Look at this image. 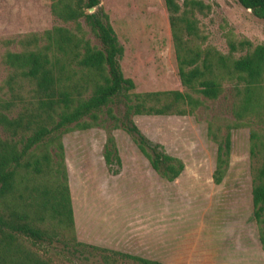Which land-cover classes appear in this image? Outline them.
<instances>
[{
  "label": "trees",
  "instance_id": "16d2710c",
  "mask_svg": "<svg viewBox=\"0 0 264 264\" xmlns=\"http://www.w3.org/2000/svg\"><path fill=\"white\" fill-rule=\"evenodd\" d=\"M244 10L264 20V0H235ZM176 61L179 84L185 91L132 92L134 85L119 67L122 47L101 10L99 0H52L51 14L75 30L54 26L40 35L29 34L18 52H6L3 64L11 71L6 78L9 98L0 97V264H54L57 260L99 264H162L155 260L101 248L76 240L71 199L64 164L61 135L71 126L91 124L105 131L102 160L117 174L120 159L111 132L122 130L149 167L165 182L183 171L182 161L148 140L133 122L134 116H185L202 105L198 97L215 101L224 84L233 92L231 111L235 119L257 120L264 127V46L228 44L221 54L201 47L192 10L193 0H163ZM93 11L88 13V9ZM182 8V9H181ZM98 45L84 39L78 20ZM30 86L21 96L13 87ZM17 107V109H15ZM84 119H88L86 122ZM207 123L206 134L215 145L211 179L219 184L230 152V127ZM249 154L260 163L251 179V217L257 226L258 242L264 251V142L255 131L249 134ZM61 262V261H59ZM65 264V263H59Z\"/></svg>",
  "mask_w": 264,
  "mask_h": 264
},
{
  "label": "rangeland",
  "instance_id": "374dc122",
  "mask_svg": "<svg viewBox=\"0 0 264 264\" xmlns=\"http://www.w3.org/2000/svg\"><path fill=\"white\" fill-rule=\"evenodd\" d=\"M193 1L199 3L192 10L196 45L226 54L228 44H233L235 56L245 52L244 45L239 51V42L251 48L264 46V20L253 17L235 0ZM51 2L0 0L1 98H9L4 84L11 73L3 64L6 52L20 51L22 38L54 26L75 30L74 23H63L51 14ZM99 6L122 47L119 67L122 76L132 81V92L185 91L177 77L163 0H99ZM78 24L84 39L97 46L82 19ZM18 83L13 87L26 97L30 86L23 82V88L17 89ZM198 98L202 105L191 115L132 119L148 140L182 161L183 171L172 182L152 171L120 129L111 132L120 159L117 174L109 173L103 163L106 134L100 126H71L61 135L76 240L162 264H264L251 217V179L260 158L249 154L250 131L264 142V127L261 130L253 117L235 119L233 92L226 83L215 101ZM215 119L221 127L218 139L224 134V122L219 119L230 126L239 123L229 129L230 152L219 184L211 179L216 145L206 134L208 121ZM47 255L54 264H67L51 250ZM72 261L99 264L97 258Z\"/></svg>",
  "mask_w": 264,
  "mask_h": 264
},
{
  "label": "water",
  "instance_id": "95a60500",
  "mask_svg": "<svg viewBox=\"0 0 264 264\" xmlns=\"http://www.w3.org/2000/svg\"><path fill=\"white\" fill-rule=\"evenodd\" d=\"M91 11H92V8L88 9V12H91ZM248 11H249V9H248Z\"/></svg>",
  "mask_w": 264,
  "mask_h": 264
}]
</instances>
